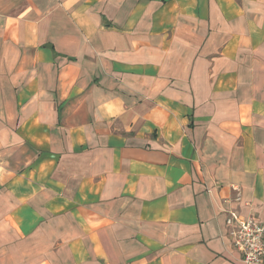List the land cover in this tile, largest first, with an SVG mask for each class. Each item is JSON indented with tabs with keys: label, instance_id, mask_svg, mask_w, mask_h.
I'll return each mask as SVG.
<instances>
[{
	"label": "crops",
	"instance_id": "0c3cea01",
	"mask_svg": "<svg viewBox=\"0 0 264 264\" xmlns=\"http://www.w3.org/2000/svg\"><path fill=\"white\" fill-rule=\"evenodd\" d=\"M228 212L264 224V0H0V264H243Z\"/></svg>",
	"mask_w": 264,
	"mask_h": 264
},
{
	"label": "built area",
	"instance_id": "2783aa9c",
	"mask_svg": "<svg viewBox=\"0 0 264 264\" xmlns=\"http://www.w3.org/2000/svg\"><path fill=\"white\" fill-rule=\"evenodd\" d=\"M226 225L243 264H264V224L254 218L228 212Z\"/></svg>",
	"mask_w": 264,
	"mask_h": 264
}]
</instances>
